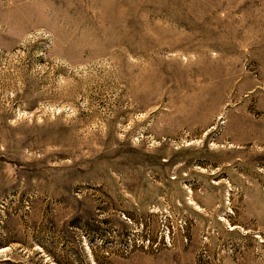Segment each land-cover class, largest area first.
Segmentation results:
<instances>
[{
  "label": "rangeland",
  "instance_id": "374dc122",
  "mask_svg": "<svg viewBox=\"0 0 264 264\" xmlns=\"http://www.w3.org/2000/svg\"><path fill=\"white\" fill-rule=\"evenodd\" d=\"M0 264H264V0H0Z\"/></svg>",
  "mask_w": 264,
  "mask_h": 264
}]
</instances>
